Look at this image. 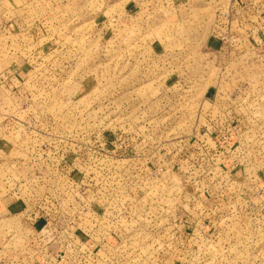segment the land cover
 <instances>
[{"label": "rangeland", "instance_id": "obj_1", "mask_svg": "<svg viewBox=\"0 0 264 264\" xmlns=\"http://www.w3.org/2000/svg\"><path fill=\"white\" fill-rule=\"evenodd\" d=\"M0 6V264H264V0Z\"/></svg>", "mask_w": 264, "mask_h": 264}, {"label": "crops", "instance_id": "obj_2", "mask_svg": "<svg viewBox=\"0 0 264 264\" xmlns=\"http://www.w3.org/2000/svg\"><path fill=\"white\" fill-rule=\"evenodd\" d=\"M1 7V6H0ZM19 82L18 77L8 74L6 72L5 74L0 76V91L5 90L9 91L10 93L14 90L15 84ZM234 144V143H233ZM208 151V148H207ZM231 165L228 163V166H234V169L231 170L229 173H223L227 174L224 179H227L229 184H227L229 187L224 188L221 190V194H219L220 198H223L224 201L230 200V198H237L241 196L244 197H250V196H261L264 198V172H250L251 169H254V167L257 163L258 165L262 164V160L260 161L259 158H253L250 156H232ZM221 157H215L212 158V161H216L221 163ZM205 160L208 161V158ZM256 163V164H255ZM252 166V167H251ZM259 170V168L257 167ZM234 171V172H233ZM223 179V180H224ZM254 182V183H253ZM256 183V184H255ZM259 184V191L254 188L255 185ZM257 191V192H253ZM226 197V198H224ZM1 256L0 258H2ZM41 258H36V264H41L40 261H45L46 264H53L54 261H56V258L58 256H39ZM6 258V256H4ZM261 261L264 263V256H261Z\"/></svg>", "mask_w": 264, "mask_h": 264}, {"label": "built area", "instance_id": "obj_3", "mask_svg": "<svg viewBox=\"0 0 264 264\" xmlns=\"http://www.w3.org/2000/svg\"><path fill=\"white\" fill-rule=\"evenodd\" d=\"M58 242H59V240L57 239L56 243H58Z\"/></svg>", "mask_w": 264, "mask_h": 264}]
</instances>
